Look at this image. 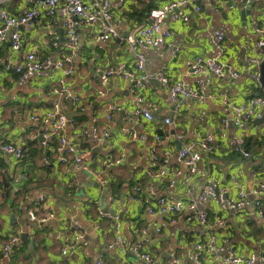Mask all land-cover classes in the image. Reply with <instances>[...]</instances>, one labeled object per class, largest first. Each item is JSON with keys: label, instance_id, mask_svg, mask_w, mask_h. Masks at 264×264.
<instances>
[{"label": "crops", "instance_id": "0c3cea01", "mask_svg": "<svg viewBox=\"0 0 264 264\" xmlns=\"http://www.w3.org/2000/svg\"><path fill=\"white\" fill-rule=\"evenodd\" d=\"M169 1L172 0H125L122 13L127 20L119 28V40L93 42L88 38L89 28L78 29L73 72L65 79L66 92L59 101L64 114L74 120L73 126L66 128L65 137L79 139L81 147L90 152L86 162L93 169L98 160L107 156L122 158L121 164L115 167L97 169L100 180L87 171L66 172L58 161L56 140L50 141L48 146L41 145L47 127L41 123L39 115L55 99L52 90L62 72H41L23 81L15 73L28 52L38 58L59 59L63 55L65 30L61 19L42 16L21 29L23 46L19 52L12 51L8 43L0 47V144L12 143L24 149L20 162L0 150V264H96L100 255L103 264H167L174 257L179 260L178 264H193V254L206 240L203 232L208 236L213 234L221 246L228 243L243 259L251 254L264 256V215L258 214V209L264 214V198L259 200L256 209V198L249 194L244 207L237 212L222 210L218 204L207 200L197 209L208 213V229L198 223H187L184 215L172 225L169 216L147 213L148 205H154L159 198L188 202L196 200L206 187L229 188L226 198L234 201L236 193L230 189L234 177L249 193L264 178V111L260 122L256 121L261 117L241 129L228 125L219 130L220 120L229 119L231 115L230 106L264 95V87L251 81L247 63L248 58L260 54L255 44L264 33H258L255 27L264 31V0L249 3L246 0L220 3L204 0L199 13L180 9L179 13L189 19L187 22L165 20L163 29L171 32L167 47L142 50L148 75L143 88L133 95L130 80L112 75L105 96H98V70L121 64L133 68V54L121 38L145 23L147 16L133 13L145 10L150 3L157 8ZM2 6L17 16L26 12L31 4L28 0H11ZM217 30L226 38L221 56L211 43L212 33ZM173 47L180 49L177 58L172 57ZM198 56L219 57L238 77H217L210 73L190 75L189 67ZM160 72L198 90L203 100H188L180 115L173 118L169 95L156 80ZM136 96L156 108L151 121L132 116L137 106ZM110 107L117 109L108 110ZM31 116H36L37 120H31ZM167 117L174 119L172 125L164 124ZM94 129L110 132L107 146L93 141ZM125 130L134 133L136 138ZM242 133L243 148L250 153L249 158L233 150L234 139ZM178 135L183 139L178 140ZM141 136L148 141L142 142ZM205 136L213 139L212 151L202 156L203 173L186 183V167L178 158L180 147ZM156 137L159 139L156 155L160 162L168 153L167 175L162 180L154 177L150 162V144L156 142ZM24 173L26 178L22 177ZM135 188L140 191L136 192ZM40 196L44 201L37 200ZM129 196H134L135 201H128ZM99 208L110 217L122 209L127 210L120 232L129 249L139 241L140 230L146 229L145 251L153 256L152 262L144 263L129 251L125 255L119 252L114 242L115 233L110 229L111 221L98 216ZM46 209L52 211V219L44 223L29 222V212L40 218ZM218 217L222 218V225L216 223ZM70 221L82 228L83 240L72 256L64 257L60 248L69 233ZM155 227L161 229L160 233L154 232ZM22 234L26 241L21 240ZM11 236H18V242L9 258L3 259L1 247Z\"/></svg>", "mask_w": 264, "mask_h": 264}, {"label": "built area", "instance_id": "2783aa9c", "mask_svg": "<svg viewBox=\"0 0 264 264\" xmlns=\"http://www.w3.org/2000/svg\"><path fill=\"white\" fill-rule=\"evenodd\" d=\"M11 0H0V47L8 43L10 49L14 52H19L22 49L21 29L30 26L33 20L44 17H56L61 19L62 26L65 30L64 53L59 59H52L50 56L38 58L33 52H28L24 55L22 62L15 68V73L19 80L23 81L31 76L41 73H53L56 71L62 72L58 78L55 88L52 93L55 99L50 106L39 115L42 124L46 125V133L42 134V146H48L49 142L56 140L57 150L60 153L58 161L64 167L66 172L72 170H82L100 178L101 170L115 167L121 164L122 158H114L107 156L100 161H97L96 167L93 169L86 159L90 155L88 150L81 147L77 137H65V130L68 126H73L74 120L69 118L62 111L60 97H63L66 92V78L70 77L73 72L76 50L78 47L79 34L78 29L81 27L89 28L88 38L93 42L106 43L118 39L120 37L119 28L127 20V16L122 13L125 0H28L31 7L20 15H12L2 5ZM204 0H172L157 8L151 9L147 16L146 22L136 26L130 33L121 38L122 43L133 54V68L128 69L125 65H119L115 68L107 70H98L99 72V89L98 96H105V89L112 75L120 76L125 80H130L133 84L131 93L136 95L139 89H142L147 80L145 71V58L142 50L158 49L163 50L167 47L168 39L171 35L169 30L163 29V23L167 18L171 20H181L187 22L189 17L179 13L180 9L187 8L196 13L201 12L200 3ZM215 3H220L223 0H212ZM234 1V0H231ZM250 0H246L249 3ZM233 5H230V9ZM256 31L263 34L264 31L255 27ZM225 34L220 31H214L211 37L212 45L218 50L219 55L223 54L225 48ZM56 46V43H53ZM256 49L260 51L259 56H251L248 58V72L252 82L260 85V64L264 61V35L256 42ZM172 57L177 58L180 53L178 47L172 48ZM189 73L192 76H201L205 74H213L217 77L229 76L231 78L238 77V73L227 67L219 57H196L189 67ZM156 80L162 90L169 95L170 101L173 104L174 117H178L182 108L188 100L199 99L203 100L200 92L183 84L179 80L170 79L165 73L160 72L156 75ZM138 95V94H137ZM225 100V98H223ZM137 106L132 114L135 119L144 118L151 121L152 112L156 108L151 104H146L142 97L136 96ZM231 107V115L229 119L222 118L219 124V130L228 125L236 128H243L246 123L254 119H259L264 111V95L250 98L247 102L239 105L233 104ZM115 107H110L108 110H116ZM31 120H37L36 116H31ZM109 118V117H108ZM173 118H165V125H172ZM133 139L136 138L134 133L125 130ZM223 133L221 132V135ZM93 141L101 146H107L111 139V134L107 129L92 131ZM237 137L233 141V150L241 154L245 158L250 157V153L243 148V137ZM178 140H182L183 136L178 135ZM142 142H147L144 136L139 137ZM158 137L156 142L150 144V162L151 168L154 170L155 178L162 180L166 177L167 171L165 168L168 153L160 162L156 155V146L158 145ZM156 144V145H154ZM213 139L211 136H205L197 140L185 142L178 152L179 160L186 167V177L184 182H188L191 177L198 176L203 173L201 166L202 156L212 151ZM0 150L8 155H12L16 162H20L24 156V149L12 143H1ZM26 178V174L22 175ZM100 180V179H99ZM172 184V181H170ZM229 188L206 187L199 194L196 200L184 201L172 198H159L154 205H148L147 213L151 216L166 215L170 217V224H176L177 218L181 215L185 216L187 223H198L204 228H210L208 221V213L198 211V205L211 200L218 204L222 210L239 211L244 207L249 194L255 196L256 209L259 208L261 198H264V178L257 183L250 193L247 192L244 184L236 177L232 179L231 188L236 193L235 200H227L226 194ZM139 192V188H135ZM39 202L44 201V197L40 196L37 199ZM128 201H135L134 196H129ZM44 215L38 218L33 213L29 212L28 219L31 223H44L53 218V213L50 209ZM127 211V210H126ZM122 209L112 217L108 216L100 208L97 209V214L100 218H108L111 221L110 229L115 233V244L119 247V252L125 255L128 251L144 263L152 262L153 256L145 251L148 240L146 239V229L140 230L139 241L129 249L126 240L122 237L120 228L122 219L126 213ZM258 214L263 217V211L258 209ZM216 223L222 225V218H216ZM69 233L64 238V242L60 248L62 256H72L74 250L81 246L83 240L82 228L74 221L69 222ZM161 229L154 228L155 233H160ZM206 236L204 245L196 250L193 254V264H254L256 261L264 262V256L260 254H251L246 259L237 255L233 247L221 246L216 243V237L206 235L203 232V237ZM18 242V236L9 237L1 247V255L3 259L9 258L11 250ZM85 245V244H84ZM179 260L174 257L167 264H178ZM96 264H103V257L100 255L97 258Z\"/></svg>", "mask_w": 264, "mask_h": 264}, {"label": "water", "instance_id": "95a60500", "mask_svg": "<svg viewBox=\"0 0 264 264\" xmlns=\"http://www.w3.org/2000/svg\"><path fill=\"white\" fill-rule=\"evenodd\" d=\"M244 20V19H243ZM36 20H34L33 22H35ZM125 36V35H124ZM119 40V39H118ZM259 82H260V85L262 86V87H264V61L260 64V80H259ZM264 118V117H263ZM262 117L259 119V120H257L256 122H260L262 119H263ZM26 236H25V234H22L21 235V240H23V241H26V238H25Z\"/></svg>", "mask_w": 264, "mask_h": 264}, {"label": "trees", "instance_id": "16d2710c", "mask_svg": "<svg viewBox=\"0 0 264 264\" xmlns=\"http://www.w3.org/2000/svg\"><path fill=\"white\" fill-rule=\"evenodd\" d=\"M147 6L148 7L145 8V10L139 11L138 13L137 12H134L133 15L134 16H141V17L146 16V14H148V12L153 8V6H152L151 3L149 5H147Z\"/></svg>", "mask_w": 264, "mask_h": 264}]
</instances>
